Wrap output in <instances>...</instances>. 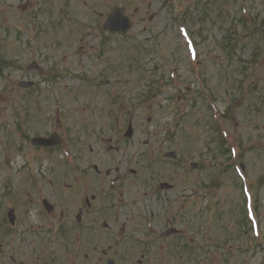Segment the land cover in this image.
<instances>
[{
    "label": "rangeland",
    "instance_id": "obj_1",
    "mask_svg": "<svg viewBox=\"0 0 264 264\" xmlns=\"http://www.w3.org/2000/svg\"><path fill=\"white\" fill-rule=\"evenodd\" d=\"M263 29L264 0H1L0 264H264Z\"/></svg>",
    "mask_w": 264,
    "mask_h": 264
},
{
    "label": "flooded vegetation",
    "instance_id": "obj_2",
    "mask_svg": "<svg viewBox=\"0 0 264 264\" xmlns=\"http://www.w3.org/2000/svg\"><path fill=\"white\" fill-rule=\"evenodd\" d=\"M86 201H87V200H85V202H84L85 206H86L87 208H90V204H88ZM42 207H43L47 212H49V213H52V211H53L52 206H51L50 204H48L46 201H43V202H42ZM41 209H42V208H41ZM40 212H42V211L40 210ZM79 213H80V212H79ZM80 215H81V213H80ZM81 221H82V217H81ZM53 225H54V224L48 225V224H45V223H44V227L42 228L43 232H45V231L48 232V229H51V228L54 227Z\"/></svg>",
    "mask_w": 264,
    "mask_h": 264
}]
</instances>
